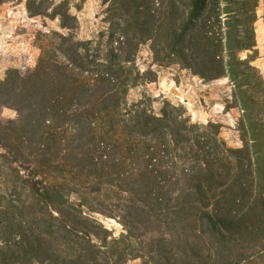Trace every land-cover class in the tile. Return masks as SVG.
<instances>
[{"label": "trees", "instance_id": "trees-1", "mask_svg": "<svg viewBox=\"0 0 264 264\" xmlns=\"http://www.w3.org/2000/svg\"><path fill=\"white\" fill-rule=\"evenodd\" d=\"M102 1L106 30L83 41L66 1L27 0L68 32L39 37L35 67L0 80L17 114L0 116V264H264L260 0ZM146 44L159 66L228 80L242 147L183 106L129 99L154 78L136 66Z\"/></svg>", "mask_w": 264, "mask_h": 264}, {"label": "rangeland", "instance_id": "rangeland-1", "mask_svg": "<svg viewBox=\"0 0 264 264\" xmlns=\"http://www.w3.org/2000/svg\"><path fill=\"white\" fill-rule=\"evenodd\" d=\"M40 0H38L39 2ZM66 1L69 12L76 18L78 27L75 36L79 40L97 41L100 33L106 30V5L102 0H44L46 5ZM27 0H14L0 5V80L9 69H33L40 55L38 38L52 32L67 34L60 27L56 17L31 16L26 8ZM52 9V8H51ZM51 14V10L49 12ZM255 23L259 57L254 65L264 77V0H260ZM136 66L141 72L151 71L154 78L133 88L129 93L131 101L146 98L154 112L159 113L164 103L183 106L191 120L206 125H219L220 136L231 148L242 147L237 121L240 112L237 108L226 109L231 96L227 79L204 82L178 66L162 67L153 62L149 45L141 46ZM0 116L14 119L17 114L10 108H0ZM91 215L100 221L114 236L123 232L120 223L98 213ZM127 264H143L140 258L130 259Z\"/></svg>", "mask_w": 264, "mask_h": 264}]
</instances>
